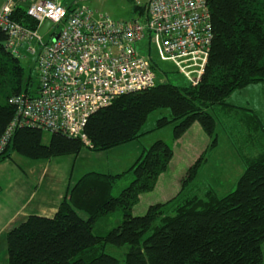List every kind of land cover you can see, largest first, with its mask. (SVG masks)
<instances>
[{
  "label": "trees",
  "instance_id": "trees-1",
  "mask_svg": "<svg viewBox=\"0 0 264 264\" xmlns=\"http://www.w3.org/2000/svg\"><path fill=\"white\" fill-rule=\"evenodd\" d=\"M21 4L14 3L11 19L35 29L37 23L26 15L28 6ZM207 6L212 41L196 86L157 82L153 88L116 98L89 116L84 134L91 148L79 138L60 133H50L44 143L40 129L17 127L0 152L1 163L12 152L49 160L77 155L84 148L108 151L138 140L148 117L167 109L170 118L158 119L156 129L174 123L172 139L176 141L197 123L209 139L207 148L186 169L176 195L148 206L141 216L133 214L140 195L155 189L173 158L172 146L154 141L120 174H84L69 188L53 217L31 215L9 230L8 264H263L264 147L255 157H239L245 169L232 192L219 195L209 188L201 193L194 181L217 147L214 114L218 111L225 115L242 111L243 118L255 122L264 133L256 112L226 103L233 92L264 83V0H208ZM73 7L66 9L69 12ZM132 11L140 17L143 8L133 3ZM5 42L6 34L0 28V95L4 99L0 140L15 116L9 100L17 95L34 96L37 88L36 74L5 49ZM151 67L156 74L155 61ZM122 179L130 182L113 195ZM117 211L122 220L105 234L94 235L97 220ZM107 245L128 247L122 263L104 252Z\"/></svg>",
  "mask_w": 264,
  "mask_h": 264
},
{
  "label": "built area",
  "instance_id": "built-area-1",
  "mask_svg": "<svg viewBox=\"0 0 264 264\" xmlns=\"http://www.w3.org/2000/svg\"><path fill=\"white\" fill-rule=\"evenodd\" d=\"M21 1L28 2L26 15L36 28L11 19L12 0L0 9V28L13 57H35L37 88L34 96L9 100L15 116L0 140V152L17 127L79 138L91 148L84 134L91 114L157 84L151 48L157 61L170 62L190 85L201 79L212 41L208 0H135L143 13L130 21L95 15L84 5L68 12L61 0ZM45 21L51 26L40 34ZM146 38L149 56L137 49Z\"/></svg>",
  "mask_w": 264,
  "mask_h": 264
},
{
  "label": "rangeland",
  "instance_id": "rangeland-1",
  "mask_svg": "<svg viewBox=\"0 0 264 264\" xmlns=\"http://www.w3.org/2000/svg\"><path fill=\"white\" fill-rule=\"evenodd\" d=\"M61 2L64 6L84 5L93 11L95 15H107L117 21H130L139 17L136 15L137 13L132 11V6L133 3L135 4V0H61ZM21 3L23 7L28 6L27 1H21ZM52 30L56 31L57 29L52 28ZM43 37L44 41L48 42L52 39L49 35H43ZM147 47L148 39L146 38L138 44V52L142 55H146L148 53ZM149 52H151L150 55L157 64L156 77L158 83L167 82L178 87L188 85L186 79L176 71L170 62H158L153 48H151ZM24 56L25 58L21 60V64L26 70L31 68L32 75L34 76L36 74L34 68L35 57L26 53H24ZM3 102L4 99L0 95V104ZM226 103L231 106L253 110L257 113L264 126V83L250 85L242 90L233 92L227 97ZM241 112L242 111H235L225 115V113L218 111L217 114H214V117L217 120L215 129L218 141L217 147L208 155L207 161L199 170L194 181V185L202 191L201 193L209 188L217 190L219 195H225L232 192L235 189L237 180L245 169L239 157H255L264 147V133L261 127L256 125L255 122L252 123L251 120H245V118H243L244 115ZM169 114V110L161 109L155 111L148 117L141 129L144 135L136 140L142 148L149 147L158 139L163 140L170 146L172 145V139L167 136V134L170 135V133H172L174 123H170L161 129H156L157 120L162 117L170 118ZM245 114L251 116L250 112H245ZM255 126L257 129H255ZM189 132L187 140L197 144L198 136L192 130ZM49 137V133L43 132L44 143H48ZM134 144L133 147L135 148L137 144ZM128 148L129 147H127L125 151H122L119 146L113 150L118 152V157L124 159L130 155V149ZM7 160H10L17 165L19 169H25L26 162L34 161L33 159L23 157L17 153L12 154ZM129 179H122L119 181L113 191V195H118L122 188L128 185L130 182ZM137 210L138 209L136 208L135 211L137 212ZM80 215L83 219L87 218L84 213H80ZM122 218L121 211H117L107 217L98 219L93 228V234L96 236L105 234L110 231L118 221H121ZM4 249V252L0 254V264L4 261V257L7 253L6 241ZM261 249L264 264V242L261 245ZM127 250V246L114 247L107 245L104 252L122 263ZM5 264H7L6 261Z\"/></svg>",
  "mask_w": 264,
  "mask_h": 264
},
{
  "label": "crops",
  "instance_id": "crops-1",
  "mask_svg": "<svg viewBox=\"0 0 264 264\" xmlns=\"http://www.w3.org/2000/svg\"><path fill=\"white\" fill-rule=\"evenodd\" d=\"M7 2L8 0H0V9ZM34 68H36L35 60ZM191 130L198 136L197 144L187 140ZM167 136L172 139V133ZM134 143L137 144L135 148ZM138 143L134 141L120 146L122 151H125L127 147L130 149L129 157L124 159L118 157V152H115L114 148L104 152H93L84 148L77 155L26 162L25 169H19L10 160L1 162L0 254L5 250L6 234L9 230L31 215L53 217L69 188L84 174L96 172L114 175L129 169L145 149ZM208 143V137L197 123L193 124L179 140L172 139L173 158L167 171L160 175L152 192L140 195L139 202L133 208V214L141 216L148 206L164 203L173 198L180 189V182L186 169L207 148ZM5 261L8 264L7 253L2 264H5Z\"/></svg>",
  "mask_w": 264,
  "mask_h": 264
},
{
  "label": "water",
  "instance_id": "water-1",
  "mask_svg": "<svg viewBox=\"0 0 264 264\" xmlns=\"http://www.w3.org/2000/svg\"><path fill=\"white\" fill-rule=\"evenodd\" d=\"M13 3H17L19 0H12ZM51 26V23L49 21H45L42 26L39 29V33L43 34V32Z\"/></svg>",
  "mask_w": 264,
  "mask_h": 264
}]
</instances>
